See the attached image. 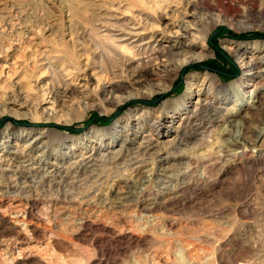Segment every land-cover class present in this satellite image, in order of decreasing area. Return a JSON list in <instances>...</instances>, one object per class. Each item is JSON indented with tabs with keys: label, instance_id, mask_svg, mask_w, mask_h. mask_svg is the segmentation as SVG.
Masks as SVG:
<instances>
[{
	"label": "rangeland",
	"instance_id": "374dc122",
	"mask_svg": "<svg viewBox=\"0 0 264 264\" xmlns=\"http://www.w3.org/2000/svg\"><path fill=\"white\" fill-rule=\"evenodd\" d=\"M261 10L0 0V264H264Z\"/></svg>",
	"mask_w": 264,
	"mask_h": 264
},
{
	"label": "bare ground",
	"instance_id": "6f19581e",
	"mask_svg": "<svg viewBox=\"0 0 264 264\" xmlns=\"http://www.w3.org/2000/svg\"><path fill=\"white\" fill-rule=\"evenodd\" d=\"M259 14H264V10H261V11H259L258 12ZM241 28H253L252 26H241ZM231 49V48H230ZM232 55L234 56V58L237 60V62H238V64L240 65V67L241 68H247L246 69V74L247 75H250V74H252L253 73V71H252V69L254 70V69H257V68H259L260 66L262 67V69L259 71H257V72H261V71H264V67H263V65H257V64H255L252 60H251V58L249 57V56H247L246 55V53H241V52H238V51H236V50H233V52H232ZM263 56V55H262ZM261 60V59H260ZM108 93H110V94H112L113 93V89L112 88H110L109 90H108ZM127 98H125V99H123L122 101H125ZM214 120V119H213ZM113 153V152H112ZM91 169H92V167H91Z\"/></svg>",
	"mask_w": 264,
	"mask_h": 264
}]
</instances>
